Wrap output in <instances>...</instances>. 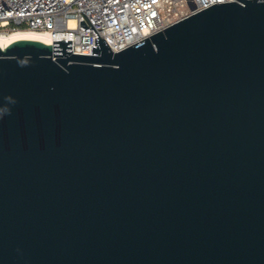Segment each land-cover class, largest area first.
Wrapping results in <instances>:
<instances>
[{"label":"water","instance_id":"water-1","mask_svg":"<svg viewBox=\"0 0 264 264\" xmlns=\"http://www.w3.org/2000/svg\"><path fill=\"white\" fill-rule=\"evenodd\" d=\"M96 44L0 46V264H264V0Z\"/></svg>","mask_w":264,"mask_h":264},{"label":"built area","instance_id":"built-area-1","mask_svg":"<svg viewBox=\"0 0 264 264\" xmlns=\"http://www.w3.org/2000/svg\"><path fill=\"white\" fill-rule=\"evenodd\" d=\"M0 0V33L46 32L71 41L72 54H91L96 38L120 52L214 4L236 0ZM53 43V42H52Z\"/></svg>","mask_w":264,"mask_h":264},{"label":"bare ground","instance_id":"bare-ground-1","mask_svg":"<svg viewBox=\"0 0 264 264\" xmlns=\"http://www.w3.org/2000/svg\"><path fill=\"white\" fill-rule=\"evenodd\" d=\"M20 39L38 40L45 44H52L53 42V39L46 32L33 31V30H24V31L20 30L13 32L12 35L10 36L0 35V46L2 48H5L12 42Z\"/></svg>","mask_w":264,"mask_h":264},{"label":"rangeland","instance_id":"rangeland-1","mask_svg":"<svg viewBox=\"0 0 264 264\" xmlns=\"http://www.w3.org/2000/svg\"><path fill=\"white\" fill-rule=\"evenodd\" d=\"M22 31H24V30H22ZM12 33H13V32L8 33V34L0 33V35H7V36H10V35H12Z\"/></svg>","mask_w":264,"mask_h":264}]
</instances>
